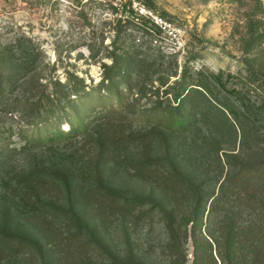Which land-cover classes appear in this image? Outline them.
<instances>
[{"label":"rangeland","instance_id":"374dc122","mask_svg":"<svg viewBox=\"0 0 264 264\" xmlns=\"http://www.w3.org/2000/svg\"><path fill=\"white\" fill-rule=\"evenodd\" d=\"M142 9L179 29L178 39ZM19 42L33 55L29 72L0 60V80L10 87L2 98L10 105L0 104V147H16L0 165V264H132L136 258L168 264V236L156 209L135 218L139 209L123 207L110 191L150 196L182 211L189 202L179 195L181 179H204L215 193L232 167L251 163L264 171V113L256 122L262 137L243 148L239 133L221 130L220 112L212 132L200 124L190 132L165 130L168 106L148 116L165 91L198 70L232 73L237 87L263 96L264 0H0V50ZM128 56L134 70L119 83V100L99 82ZM74 81L87 92L68 95L77 100L73 123L80 130L23 146L19 129L39 103L55 111L50 99L66 95L64 84ZM217 99L233 98L220 92ZM61 171L67 182L56 175Z\"/></svg>","mask_w":264,"mask_h":264},{"label":"trees","instance_id":"16d2710c","mask_svg":"<svg viewBox=\"0 0 264 264\" xmlns=\"http://www.w3.org/2000/svg\"><path fill=\"white\" fill-rule=\"evenodd\" d=\"M31 56L33 55L29 47L20 42L14 50L10 46L0 50V60L11 64L17 72L22 73L33 68L34 59H31ZM134 61V57L128 56L124 60V69L112 67L115 70L103 76L99 89L116 95L120 100L118 85L121 80L128 82L127 75L133 72ZM196 74V77L184 76L180 81H176L175 90L165 91L166 99L154 103L148 111V116L155 114L161 106H168L172 113L166 121L162 118L165 130L190 132L200 124L199 128L212 132L213 128L217 127L216 113L220 112L224 120L220 126L221 130L234 136L239 133L242 148L248 146L250 140L262 137L256 122L258 112L264 113V95L259 94L253 98L258 94H253L254 90L248 85L237 87L236 83H233L236 76L232 73L223 75L222 70L206 73L198 70ZM4 81L5 79L0 80V104L7 106L10 103L6 102V99L2 103V98L10 87L4 88ZM64 88L66 95H57L48 101L56 102V108H53L55 111H45L48 104L47 101H42L38 105V113L24 128L19 129L18 133L24 134L23 146L33 145L43 138L53 141L56 138L72 136L80 130L73 123V117L77 116L72 113L73 104L77 100L70 101L68 95H73V98L80 97L87 93L86 86L74 81L64 84ZM220 92H226L233 99L227 103H219L217 94ZM171 99L175 100V104H171ZM62 121H68L67 129L61 128ZM84 126L81 124V129H84ZM38 130L47 131L49 135L41 136L40 139L28 135ZM15 150L16 147H11L10 150L0 147V165L5 162L3 159ZM97 162L99 165V159ZM56 175L67 182L63 171ZM180 181L183 187L179 195L189 202L182 211L176 204L169 208L164 207L150 196H125L116 191L109 193L112 198H120L123 207L139 209L134 214L135 218L148 217L151 211L156 209L168 236L165 243V250L169 255L168 264H264V205L259 202V199L264 197V171L251 163L242 164L239 168L232 167V172L225 175L215 193L206 190L204 179L196 182L185 179ZM204 211H207L206 216H203ZM250 214L253 215L252 218H248ZM213 216H216V220L210 224ZM136 259L132 264H145L142 259Z\"/></svg>","mask_w":264,"mask_h":264},{"label":"built area","instance_id":"2783aa9c","mask_svg":"<svg viewBox=\"0 0 264 264\" xmlns=\"http://www.w3.org/2000/svg\"><path fill=\"white\" fill-rule=\"evenodd\" d=\"M145 13L146 11L142 9ZM145 14H148L149 17L152 19L153 23L161 28L164 32L168 34L172 39H178L180 30L172 26L169 22L163 19L158 14L152 13L151 11H147Z\"/></svg>","mask_w":264,"mask_h":264}]
</instances>
